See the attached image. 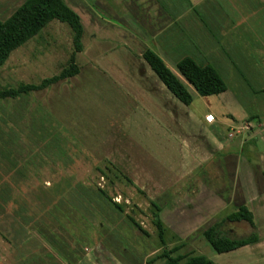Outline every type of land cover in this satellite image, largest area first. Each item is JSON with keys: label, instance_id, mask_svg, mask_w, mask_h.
Returning a JSON list of instances; mask_svg holds the SVG:
<instances>
[{"label": "rangeland", "instance_id": "1", "mask_svg": "<svg viewBox=\"0 0 264 264\" xmlns=\"http://www.w3.org/2000/svg\"><path fill=\"white\" fill-rule=\"evenodd\" d=\"M25 1L0 0V20ZM64 1L84 27V48L76 57L79 74L38 92L0 99V264H58L43 246L38 218L73 191L91 199L89 211L76 205L70 221L57 213L49 227L78 254L93 248L103 221L125 238L131 264H163L158 258L176 247L174 256H204L211 264H264V1L207 0L195 9L194 24L208 31L209 25L218 31L227 24L225 15L231 22L241 17L243 26L228 37L238 41L234 51L198 48L197 37L185 32L190 44L184 55L214 67L227 85L224 93L210 97L188 86L189 106L152 71L143 58L144 45L132 40L151 38V2ZM155 1L178 7L177 0ZM210 8L214 11L205 16L202 11ZM180 50L174 61L164 55L176 74ZM73 52L70 26L51 22L0 67V91L59 75ZM208 114L214 115L211 122ZM67 185L73 189L65 193ZM96 188L125 205L147 235L111 208L97 215L91 192ZM153 202L169 227L166 247L157 234ZM244 203L254 214V226L225 222L222 232L230 238L256 234L258 243L217 253L204 230ZM107 238L116 251L123 250Z\"/></svg>", "mask_w": 264, "mask_h": 264}, {"label": "trees", "instance_id": "2", "mask_svg": "<svg viewBox=\"0 0 264 264\" xmlns=\"http://www.w3.org/2000/svg\"><path fill=\"white\" fill-rule=\"evenodd\" d=\"M55 20L69 25L73 32L74 52L71 55L69 66L63 69L59 75L44 79L40 85L21 84L17 88L3 89L0 91V99H15L22 95L38 92L79 74L76 57L77 53H81L84 48L82 43L84 27L80 16L64 0H26L9 19L0 20V67L5 65L15 50L38 36L48 24ZM143 58L165 87L187 106L193 102V95L188 86L202 97L219 95L227 90L226 82L214 67L200 65L189 56L184 55L176 61L175 68L179 76L154 51L145 50ZM71 186L67 185L64 189V191L66 190L65 193L73 189ZM91 192L99 196L103 201V208L100 209L99 214L103 215L108 208H111L116 213L124 216V220L141 234L147 235L141 225L133 217L125 213V205L113 201L107 192L100 188H96L94 191L91 190ZM72 193V197L70 196L69 199L64 201L61 199L47 209L46 215L48 219L57 220V213H59L60 217L65 216L70 221L71 215L77 211L76 205H81L84 210L89 211L92 205L91 199L87 200V202L77 191ZM152 206L155 210L154 220L158 237L161 240L162 247H166V236L170 234V231L162 220L161 213L163 210L154 202ZM92 217H95V215H92ZM29 220L28 218L26 219L27 222ZM84 220L88 221L89 218L85 217ZM242 221L254 226V214L246 203L238 205L236 210L227 214L225 218L210 225L204 230L203 235L210 246L219 254L258 243L259 238L256 234L242 238H230L225 232H222L225 222L235 223ZM98 229L99 234L102 235L107 230V226L101 221ZM172 238L174 239L175 237ZM178 250V247L173 250H166L158 259H163V264H211L204 256H174V253Z\"/></svg>", "mask_w": 264, "mask_h": 264}, {"label": "crops", "instance_id": "3", "mask_svg": "<svg viewBox=\"0 0 264 264\" xmlns=\"http://www.w3.org/2000/svg\"><path fill=\"white\" fill-rule=\"evenodd\" d=\"M148 1L151 2V8L153 11V17L151 18V20H149L151 23L148 29L151 38H142V41H140L139 38H136L132 35V40L137 39L138 43H142V46L144 45L145 50H151V48L149 47L153 46L156 52L163 54V60L171 70L172 66L168 64L167 60L164 58V55L168 59L173 60L175 59L173 55L178 56L177 52H180V48H182V50L184 49V52L180 54L184 56L185 51H187L184 46L186 44H190L189 39L183 38L185 37V32L187 31L189 32V35L191 37H197L195 38L194 43L198 48H203L204 50L208 49V51L212 52H220L224 51L225 49H227V51L236 50L235 47L238 45V41L235 38L234 40L230 38L228 39V37L229 35H232L233 37L235 36V34L233 35L232 33H230L233 30H235L234 33L241 32L240 29L243 26V20L241 17L235 20V22H231V15L224 14L226 16L224 18L226 20L228 19V23L221 24V28L219 26L216 27L218 28V31H214L212 26L209 25L210 28L208 31V28H206L205 26H200V24L196 26L194 24V20L198 15H196L197 12L195 11V9L203 3H206L207 0H177V8L172 5L163 6V4H160L159 1L155 0ZM171 3H173V1H171ZM180 3H183V6H179ZM211 11L214 10L210 8L209 10L205 9L202 12L206 13L205 16H208V13H210ZM191 14L192 16H190L188 21H186L184 18ZM181 20H185L186 22L180 24ZM196 21H198V19ZM124 24H126L125 20ZM192 26H196L197 29H191L190 27ZM128 35L130 34L128 33ZM200 37L202 38V41L199 40ZM186 46L188 47L189 45ZM94 197L96 200L95 205L97 206V215H100L99 211L103 208V201L97 195H94ZM218 202H220V200ZM46 214L47 210L43 212V215L42 217H40V219L38 218V220H40V225L38 226L37 231L41 236L40 239L42 240L43 246L49 252V258L54 261L56 260L58 264H131V255L127 254V251L130 252L128 244L126 243L123 236L121 237L120 235H117V232L115 230H110L107 226V230L104 232L107 234H102L100 235V237L97 236L98 240H95V242L93 240L92 242V244L95 243L92 246L93 248L91 250L89 248H86V253L81 255L78 254V252L74 249L70 248L59 234V236L56 235L57 233L50 229L49 224L51 222V218L48 219ZM108 236H111L113 240H117L118 246L123 248V250L116 251L114 247L108 243ZM78 241L81 240L78 239ZM132 256H135V258L133 259L139 260L137 255L134 254Z\"/></svg>", "mask_w": 264, "mask_h": 264}, {"label": "built area", "instance_id": "4", "mask_svg": "<svg viewBox=\"0 0 264 264\" xmlns=\"http://www.w3.org/2000/svg\"><path fill=\"white\" fill-rule=\"evenodd\" d=\"M212 120H214V117H213L212 115H208V116L206 117V121H207V122H211Z\"/></svg>", "mask_w": 264, "mask_h": 264}]
</instances>
